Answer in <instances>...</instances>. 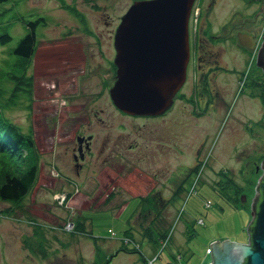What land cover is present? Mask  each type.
<instances>
[{
	"label": "rangeland",
	"instance_id": "rangeland-1",
	"mask_svg": "<svg viewBox=\"0 0 264 264\" xmlns=\"http://www.w3.org/2000/svg\"><path fill=\"white\" fill-rule=\"evenodd\" d=\"M132 1L10 0L0 6V36L7 33L12 38L8 44H0V106L3 114L24 132L32 129L41 154L38 183L27 198L20 204L0 200V247L8 254H0V264H79L74 261L78 254L86 259L85 264H92L94 245L87 238L90 226L95 236L120 238L125 248L138 252H122L111 264H211L210 246L214 241H248L246 229L252 219L251 203L263 173L259 167L264 161V106L260 99H250L249 92L255 88L239 93L237 78L240 70H244L245 78L246 74L251 75L249 70L255 67L253 53L248 59L240 58L232 79L223 72L218 75V84L209 86V94L213 89L217 91L215 105L210 106L209 94L204 95L200 107L193 105V99L195 103L200 99L193 93L199 85L193 71L192 86H186L175 108L158 120L123 117L109 101L107 86L101 89L97 85L99 80L89 81L93 69L75 81L73 78L81 75L83 68L72 73L71 62L65 65L70 55L80 52L74 46H81L76 41L84 39L87 32L77 13L72 10L68 13L66 5L74 6L86 17L90 31L103 34L106 40L104 22L108 19L116 23ZM242 6L244 2L240 4L237 0H216L213 24L203 25V35L225 50L219 56L220 67H226L227 63L234 67L235 53L218 36L235 19L243 22L237 15L244 12ZM40 17H48L50 23L44 30L38 29V39L42 40L29 71L35 82L34 96L27 97L17 91L13 96L15 85L9 74H18V59L12 50L28 33L25 22ZM198 25L197 21L192 22L193 31ZM63 32L77 35L76 41H62ZM211 36L217 39L214 41ZM263 36L260 31L253 38L258 46L263 43ZM82 44L85 53L94 52L91 49L96 43L83 41ZM104 44L108 45L107 41L102 42V50ZM252 52L256 55L259 50L255 48ZM96 74L107 81L112 76L103 70ZM83 102L103 110L100 116L106 127L95 121H91V128L89 123L82 124L83 133L86 130L94 135V148L101 157L90 158L78 176L68 155L65 156L61 133L74 125L73 111L84 112ZM71 103L73 106H69ZM102 143H106L103 153ZM104 161L110 162L111 169L101 168L107 167L103 166ZM228 180L232 182L225 183ZM181 186L183 191L178 194ZM223 193L228 206L219 198ZM56 195L69 196L62 200L55 198ZM153 198L159 203L161 217H156L157 209L155 217L146 213ZM69 219L74 223L79 221L74 226L79 237L63 231ZM129 219L137 233L132 238L125 235L131 227ZM199 219L205 224L198 222ZM155 227H166L168 232L156 237ZM192 230L196 236L192 237ZM77 239L81 242L76 244ZM150 245L154 246L151 250L147 248ZM143 246L151 251L150 259L143 257ZM106 248L101 251L103 260L99 264H108L104 261L106 253L117 249L109 243ZM45 250L47 256L42 258ZM63 254L67 256L62 260Z\"/></svg>",
	"mask_w": 264,
	"mask_h": 264
},
{
	"label": "water",
	"instance_id": "water-1",
	"mask_svg": "<svg viewBox=\"0 0 264 264\" xmlns=\"http://www.w3.org/2000/svg\"><path fill=\"white\" fill-rule=\"evenodd\" d=\"M194 2L139 1L123 17L115 41L117 82L110 92L119 110L133 116H158L173 105L187 78ZM258 62L264 70V45ZM259 170L263 173L251 203L248 242L214 241L211 264H264V161Z\"/></svg>",
	"mask_w": 264,
	"mask_h": 264
},
{
	"label": "flooded vegetation",
	"instance_id": "flooded-vegetation-1",
	"mask_svg": "<svg viewBox=\"0 0 264 264\" xmlns=\"http://www.w3.org/2000/svg\"><path fill=\"white\" fill-rule=\"evenodd\" d=\"M139 1H149V0H133L130 6L128 7L126 13L123 14V16H121L117 20L116 23L113 21H108V19L106 20V22H104V25L107 28L106 40H104L103 34L94 33L90 31L91 26L87 22L86 17H84V15L82 16L81 13L78 12V10L74 6L66 5V11H68V13L70 12L69 11L70 9L75 10V13H77L79 17V20L77 18L76 20H78L79 22H83L82 27L84 31L85 30L87 31L86 35L83 36L84 39H80L77 41L74 40L75 37L77 38V35H75L72 32L70 33L63 32L60 37L62 41L81 42V46H77L78 45L77 43H76L77 44L76 46L73 45L74 47L79 48L80 52H78V54L75 53L76 55L75 54L70 55L67 58V61H65V65L68 62H71L70 68H69L71 70H69V72L74 73V71L72 70L76 68L78 70L83 68L84 70L83 73H81V75H77L75 78H73V80L77 81V79L80 78V76L84 77L91 68V70L92 69L93 70L92 71L90 70L91 72L89 74L91 75H90L89 81L91 80L92 82H94L93 79L99 80V82L97 81V85L101 86V89L105 88L102 86H107L106 91L109 96L108 98L109 101L112 103V106L116 109V111H118L123 117L134 118V119L140 118V119L158 120L160 118L167 116L173 110V108H175L176 100L181 95V92L185 90L186 86H192L190 76L193 71H194V75L197 78L196 83L197 82L199 83V85H196L194 87L195 89L193 93L195 94V97L197 95L200 97L198 103H195L196 99H193L194 101L193 105H196V107H200L202 104V101L204 100V95L209 94V86L210 85L216 86V84H218V75L224 72L223 75H227L230 79H232V76H234V73L237 72V70H235L236 69L235 67L237 63L240 62V58L241 57L242 59H246L247 57L249 58V56H251L253 53V56L255 57V63H254L255 67L253 68L254 66L253 65L251 67V70H249L251 75L246 74L247 77L245 78L244 70H240L238 72L237 81H240L239 82L240 83L239 93L242 94L244 90L246 89L250 90L251 88H255L253 92H249L250 94L249 96H251L250 99L251 100L260 99L261 104H263L264 106V70L261 67H259V62H258L259 52L256 53V55H254L255 53L249 49V47L254 45V49L257 48V51L258 50L260 51L264 45V40H263V43L258 46V42L255 39L253 40L251 39V37L254 38L255 35H257L260 31H263V34H264V30H263L264 29V0H243V1L237 0L240 4L244 2V6H242L244 9V12H242L241 14L240 13L237 14V15H240L242 19H244L243 22L241 21L239 22V18H237V21L235 19V22H233L228 29L226 28L225 32H223L222 30L223 33H220V35L218 36L220 40L221 39L225 40V42L227 43L229 47V50L232 53H235L236 55V56L234 55L233 57L234 60L232 61V63L234 64L233 68H231L228 65L229 63H227V66L225 65L226 67L219 66V60H220L219 56L221 55V53H225V50L224 49L222 50L220 46H216L215 44L211 43V40L206 38L202 32L203 25L213 24L212 23L213 21L212 20V14H213L212 10L215 6L216 0H195V3L192 7L190 20H189L190 59H189L188 66H187V78H186V82L184 86L182 87V89L175 95L174 100H173V105L164 114H161L158 116H135V115L133 116V115L127 114L119 110L114 105V102L112 101L111 93H110L111 89L114 87L115 83L117 82L118 67L116 64L117 51H116L115 41H116L118 29L122 23L123 17L127 14V12L130 10L133 4ZM72 15L74 16V14ZM235 16H236V12H235ZM193 21H197V23H199L198 28L195 31H193L192 29ZM243 28L245 30L242 31ZM211 38L214 41L217 39V37H213V36H211ZM83 41H89V42L96 43V45H94L95 46L94 49H91L92 47L86 44V47L93 50L94 52H92L91 54L85 53L86 50H85L84 44H82ZM104 41H107L108 45L104 44L105 49L102 50V42ZM75 50L76 49L72 50V52H75ZM100 70L107 71L109 74L112 75L110 81H107L106 79H103L101 75L96 74V71H100ZM64 73H66V71L62 72L61 76H63ZM41 74H44V71ZM34 85H35V82H34ZM34 89H35V86H34ZM213 91L214 92L208 95V99H207L210 103V106L215 105L218 100L216 98L217 91L216 93H215V89H213ZM221 99L223 98L221 97ZM94 100L95 102L97 101V99H94ZM83 103L84 104H82V108L84 112L82 114H80L81 111H79L78 113L77 111L72 112L73 116H71V120L75 122L74 125L70 127L69 129H67L65 132L61 131L62 132L61 137L63 139L62 142L64 144L65 156L68 155V158L70 159L73 168L77 171L78 176L81 175V171L84 170V167L86 165L85 163L90 158L96 159V158L101 157L94 148V140H95L94 135L87 132L86 130H84V132L88 133V135L83 133L81 131L82 124L89 123L88 127L91 128L93 124L92 122L95 121L101 127L105 126L104 124L105 120L102 118V116H100V112H102L103 110L100 109V111H98V109L96 110L95 108H91L88 105H86V102H83ZM69 106H73L72 103ZM204 106H207V105L204 104ZM60 119H63L62 115L60 116ZM65 144H69V145H65ZM105 144L106 143H102L101 153H103L105 150V147H106ZM93 151L95 152V154L93 153ZM104 163L106 162L104 161ZM109 163L110 162L108 161V163L103 165L107 167L101 166V168L103 170H105L106 168L111 169V167L108 166ZM101 173L99 175V178L101 176L100 181L102 182L103 179H102ZM26 244L28 245V242H26ZM1 253H5L2 247H0V254ZM7 255L8 254L5 253V256ZM43 257L44 255L42 256V258ZM115 257L116 255L115 256L111 255L107 263L111 264L114 261ZM1 259L2 257L0 256V260ZM92 264H94V262H92Z\"/></svg>",
	"mask_w": 264,
	"mask_h": 264
},
{
	"label": "trees",
	"instance_id": "trees-1",
	"mask_svg": "<svg viewBox=\"0 0 264 264\" xmlns=\"http://www.w3.org/2000/svg\"><path fill=\"white\" fill-rule=\"evenodd\" d=\"M9 1L10 0H0V6H2L3 4ZM61 4L64 3L61 2ZM70 10L75 12V10L73 9ZM25 23L28 28V33L19 41L17 47L14 50H12V54L16 56V59H18L16 62V67H17L16 70L18 71V74L11 73L9 74V78L12 80V82L15 85L13 96H14V92L17 91V94L18 92H23L27 97H30L33 96L34 93L33 92L34 80H33V76L31 77L29 75V71L34 61L35 53L37 52V49L42 40V38L38 39V29L40 27H43L44 30V28H47L49 26L50 21L48 20V17H40L36 20L26 21ZM11 40L12 38L10 34L5 33L4 35L0 36L1 45H6ZM14 68H15V64H14ZM40 165H41V154L37 149V144L33 136L32 129H30L29 132H24L20 128V126L15 124L12 120H10L7 116L3 114L2 107L0 106V200L15 204H20L21 202H23L38 183ZM231 182L232 180H228V182L225 183L228 184ZM182 191L183 190L181 186L178 189V194H181ZM64 196L68 197L69 195H64ZM225 197H226V193L225 194L223 193L222 195L219 194V198L225 201V203L227 204L228 201ZM150 202H151V209L146 213L153 214V217H155L154 210L157 209L156 217L157 216L161 217L162 215H160L161 208L159 206V203L156 202L154 198L151 199ZM127 206H125V208L122 210L123 212ZM136 210L137 207L131 214L132 218L136 213ZM161 220L162 218L159 219V223L162 222ZM78 222L77 221L75 222V226L78 224ZM131 223L132 222L130 220L129 224L131 227L125 231V235L132 238L133 235L135 234L134 232H131V230L133 231L136 229L134 226L131 225ZM81 225H79V227ZM155 228L156 230H158L156 234H154V236L156 237L165 236L168 232L165 231L166 227H158V228L155 227ZM92 229L90 226L89 227L90 231L87 234L88 235L87 238L92 239L94 250L96 251V255L97 256L100 255L98 256V258L100 257L99 261H102L103 258L101 255V251H103L104 249L106 250L107 249L106 246L108 245V243L110 244V242L116 237L101 238L95 236L93 234ZM110 231L111 230H109V233ZM192 231L194 232L192 233V237L196 236L195 231L194 230ZM78 232L79 230L78 231L74 230L70 233L73 234L75 237L76 236L79 237ZM45 241L46 239L44 238L43 242H40L41 248H44L43 244L45 243ZM77 241L81 242L78 239ZM119 252H125L128 254L133 251L123 246L121 247ZM133 253H138V252H133ZM115 254L106 253L104 257L105 263L108 262V259L109 257H111V255L115 256ZM58 255L60 256L59 253ZM44 256H47V250H45ZM65 258L66 257L63 254L61 259L63 260ZM74 259H76L74 261H79V264H85L86 261V259L82 256V254H78L77 257L76 256L74 257Z\"/></svg>",
	"mask_w": 264,
	"mask_h": 264
},
{
	"label": "crops",
	"instance_id": "crops-1",
	"mask_svg": "<svg viewBox=\"0 0 264 264\" xmlns=\"http://www.w3.org/2000/svg\"><path fill=\"white\" fill-rule=\"evenodd\" d=\"M122 213H123V211H122L120 214H122ZM120 214H119V215H120ZM119 215H117V216H119ZM246 230H247V229H246ZM133 232H134L135 235L137 234L136 231H133ZM138 235H139V234H138ZM122 236H123V235H122ZM153 241H154V240H153ZM247 242H248V241H247ZM247 242H246V243H247ZM77 243H78V241H77ZM110 244H113V247L116 246V248L118 249V252H119V250L121 249V247H123V246H122V242L120 241V238H118V239H113V240L110 242ZM118 247H119V248H118ZM152 247H154V246H153V245H150V246H148L147 248L151 250ZM117 249H116V250H117ZM116 250H113V251L109 250V251H110V253L113 254L114 251H116ZM118 252H117V253H118ZM150 252H151V251H147L146 248L143 246V253H144L143 257H145V259H150L149 257L152 256V255H150ZM93 253H94V254H93V262L96 261V264H99L100 257L98 258V256H100V255L97 256L95 250H94ZM120 253H122V252H119V254H120ZM125 254H127V253H125ZM123 255H124V254H123ZM64 256L66 257L67 254H64ZM118 256H119V255H118ZM118 258H119V257H118ZM70 260L73 261L72 259H70Z\"/></svg>",
	"mask_w": 264,
	"mask_h": 264
}]
</instances>
